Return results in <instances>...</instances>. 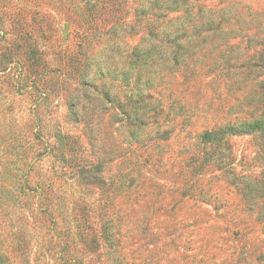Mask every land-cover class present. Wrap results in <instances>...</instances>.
<instances>
[{
	"label": "rangeland",
	"instance_id": "1",
	"mask_svg": "<svg viewBox=\"0 0 264 264\" xmlns=\"http://www.w3.org/2000/svg\"><path fill=\"white\" fill-rule=\"evenodd\" d=\"M166 1L0 0V81L32 16L50 69L20 95L0 83L51 202L16 210L12 264H264V133L213 135L264 121V0ZM175 23L173 48L159 29ZM76 92L94 103L78 120Z\"/></svg>",
	"mask_w": 264,
	"mask_h": 264
},
{
	"label": "trees",
	"instance_id": "2",
	"mask_svg": "<svg viewBox=\"0 0 264 264\" xmlns=\"http://www.w3.org/2000/svg\"><path fill=\"white\" fill-rule=\"evenodd\" d=\"M179 4L181 5L180 0H167L162 3V5H164L162 8L159 7L156 10H160L162 13L163 11L174 10L173 7H177V10ZM151 9L153 10V6ZM161 12L156 13V16L161 14ZM29 22V24L19 23L16 28L17 35H20V40L16 46L17 49L13 52V54L19 55L20 58V63L16 61L18 65L17 73L11 76L10 68H8L2 78V81H6V86H8L9 90L17 93V95H20V92L24 91L28 85L30 89L35 88L32 80H29L28 75L30 73L35 75L33 79H37L41 76V72L43 75H49L50 73V69L47 67L48 63L42 59V52H40L38 48V39H36L35 36V26L39 27L41 21H36L32 16ZM207 25L208 27L206 28H204L203 25H200L197 29L196 27L192 28L189 31V35H196L198 31H204L206 34H209L213 27L211 24ZM159 33L163 36L165 42L174 48L178 46L181 36L186 34V31L182 25L175 23L172 26L167 25L159 29ZM170 60L172 67H177L180 64V60L172 50ZM2 81H0L1 84ZM24 81H28L29 84L25 85L22 83ZM35 91L38 90L35 89ZM139 91L140 90L131 95L128 102L140 101L141 99H138L142 96V93ZM78 94L79 93L76 92L64 97L68 110L71 111L70 114L76 120L80 119L81 109L84 110L87 107L92 108L90 106L94 105V103L91 102L90 104V102H88L89 105L82 103L78 106L80 100ZM3 97L4 96L0 94V237L3 239L1 242L2 244H0V264H12L13 261L8 258V249L12 251V254L21 252V255L25 256L24 238H22L23 242L20 243L18 236L19 232L15 228L16 226L18 227V225H14L16 222V224H20V221H23V219L20 218V214L16 210H22L26 202H29L30 204L32 203L33 206H36L35 213L38 215L41 212H45L43 210H46L47 206H49L47 204L51 202L47 196V194H49L47 193L49 189L42 187L39 183L31 184L30 182V173L33 169L31 158L33 159V157H30V161H25L24 159V156H29L30 147L29 145L26 146L23 144L21 135L19 134L20 131L13 127L12 121L8 118L11 108L7 101L3 100L4 103L1 102V98ZM147 97L149 98V96ZM144 118L145 116L143 117L141 114H136L134 120L141 122ZM256 131L264 133V121H252L236 125H227L223 128L219 127L213 130V135H215V138L220 139L227 134H249ZM204 135L207 134L205 133ZM262 136H264V134ZM37 138L38 134L36 130L32 133V140H37ZM35 152L36 151H34V153ZM51 191L52 189H50V192ZM41 199L45 202L46 207L44 208L41 207ZM84 223L85 222H78L77 225L84 226ZM2 227L4 228L3 230ZM82 234L83 233L79 235L81 239ZM21 250H23V252Z\"/></svg>",
	"mask_w": 264,
	"mask_h": 264
}]
</instances>
